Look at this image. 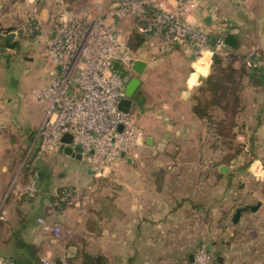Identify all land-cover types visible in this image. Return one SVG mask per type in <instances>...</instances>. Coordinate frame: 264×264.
<instances>
[{
    "label": "crops",
    "instance_id": "0c3cea01",
    "mask_svg": "<svg viewBox=\"0 0 264 264\" xmlns=\"http://www.w3.org/2000/svg\"><path fill=\"white\" fill-rule=\"evenodd\" d=\"M31 2L27 0H0V23H4L2 21L4 18L10 22L11 18L15 20L25 18L24 4L33 5ZM37 3L41 14L45 9L48 11L47 18L50 21H47L48 25L45 30L47 37L56 25V20H60L61 15L68 7V1L39 0ZM166 3L172 6L174 0H166ZM53 4L56 10L58 9L57 13L51 10ZM197 7L199 9H195L190 16L194 23L213 31V33L214 29L227 23L230 26L226 35L233 33L237 39L236 46L228 45L231 50L247 52L257 47L264 57V0H198ZM55 16H57L56 20ZM122 23L126 29L129 27L130 33L128 35L123 34L128 40L135 31L132 20L128 19ZM12 26V24L6 25V29L4 26H0V43L4 41L8 45L6 35ZM11 31L15 33L14 30ZM16 37L15 35L14 39ZM137 50L140 52V59L146 61L147 64L141 73L133 70V64L130 71L132 74L139 75L141 84L146 80V77L154 72L150 71L153 65L158 66L160 61H173L170 58L177 54L180 56L187 55L189 59L187 71L180 79L182 84L181 101L184 105L181 109V133L183 130L190 129L191 122L188 120L193 121V123L201 122V119L192 110V95L195 91L194 87L202 83L201 78L207 76L212 55L210 57V54L205 52L207 58L205 60V74L197 72L196 78L192 80V75L196 72L194 68L197 65L193 44L184 41L171 47H165L159 44L158 39L147 37ZM48 61L50 63V60ZM50 64L47 68L45 85L50 80ZM245 84L243 91L245 104L248 106L247 96L251 94L255 107V109L252 108L255 119L254 128L262 130L264 137V118L260 115L261 112H264L260 111L261 99L264 98V87L249 77L245 78ZM174 88L178 89L179 86H174ZM142 89L145 102L142 107L136 110L131 108V113L135 114L134 119L137 125L145 133L143 141L152 145L156 140L157 131L161 130V119L150 120L148 118L151 116V109L147 107L148 95L146 90L144 87ZM248 91H251L249 95ZM10 100H12L11 97H8L7 101L10 102ZM45 107L44 102L41 108L42 121L34 129V132L32 130L34 127L30 123L33 122L31 117H27L28 115L25 113L22 127L18 125L13 115L16 108L0 102V114L2 117L4 116L2 118L4 121H2L3 129L0 135V203L5 199L6 205L11 211L10 218L1 221L0 224L6 227L8 220L13 222L14 219H16L14 222L17 223V229H14L12 235L16 236L15 244L10 248L14 254L7 255L6 251H1L2 256H7L18 264H39L38 249L41 248L45 250V255L51 256L57 261H60L61 257H66L70 261L69 264H166V260L160 258L158 262L154 260V252L159 249L157 243L166 242L167 244L161 248V253L165 252V259H168L167 264L173 262L169 260L171 256L175 259V264H179L180 261L182 264H193L190 254L201 246H205L213 252L214 258L211 264H264V231L258 229L261 227L259 224H261L262 219L248 217L245 214L247 212H245L239 223H233L231 220L233 212H231L230 222L223 226L209 225L203 229L200 222L196 223V219L200 220L202 217L201 194L196 193L195 188L190 189L192 186L189 187V190H192L193 195L190 196L188 191L189 196L183 195L181 198L182 196L176 193H170L166 185L148 186L145 184L138 186V178H135L132 179V185L119 186L113 194L98 197L96 207L90 203L86 207H82L79 200L64 209L58 210L54 206L51 195L55 182L52 175L45 168L42 169L37 156L28 157V152L35 141L39 147V132L44 120ZM159 111L163 113L164 109ZM184 111L187 116H185ZM169 114H166L164 119L170 127L174 123L170 122ZM6 115L7 117H5ZM16 146H23L29 150L26 151L25 155L23 149L17 153V149L14 148ZM138 149L140 150L142 147ZM74 150L79 153L78 146H74ZM136 151L135 149L133 155L129 154L133 159L137 154ZM63 153L69 158L67 159L69 164L71 158H74L84 164L85 173L88 176L94 174L89 163L82 157L69 155L64 151ZM122 162L133 163L121 157L112 167ZM28 165L31 166L29 171L26 169ZM41 170L43 171L42 175L40 174ZM150 173V177L154 178L153 175H157L158 172ZM32 181H35L39 188L37 195H31L27 191V186ZM55 187L60 195L64 193L63 185L60 184ZM180 189L182 188L178 187V191ZM89 197L91 200L94 199L91 194ZM139 198L141 202L137 200ZM258 200L261 202L260 206L263 207L264 201L260 197ZM247 204L252 203H244V205ZM204 207L206 206L204 205ZM33 212H37L40 216L42 231H34V229V232L32 231ZM56 224H62V237L59 242L52 245L50 239L53 226ZM171 226H181V231H179L181 233L175 240L173 239L175 244L177 241L179 243L174 246L170 245L171 233L175 230L173 227L170 228ZM165 227L166 229H164ZM28 230L29 232H27ZM163 232H167L166 239H162V236L164 237ZM24 234L29 239H22ZM43 243L49 248L43 247Z\"/></svg>",
    "mask_w": 264,
    "mask_h": 264
},
{
    "label": "rangeland",
    "instance_id": "374dc122",
    "mask_svg": "<svg viewBox=\"0 0 264 264\" xmlns=\"http://www.w3.org/2000/svg\"><path fill=\"white\" fill-rule=\"evenodd\" d=\"M38 1H32L31 4L33 5L24 4L25 18L16 20L11 18V22L4 18L2 19L4 23H0V26H4L5 29L6 25L12 24L11 28H14L13 30L17 36V45L13 47L6 45L4 41L0 43V102L16 108L13 115L20 126L24 123L25 113L28 115L27 117H31L33 122L30 123L34 127L32 128L34 132V129L42 121L41 108L44 103L37 98V92L46 86L47 68L51 63L42 53L46 37L45 30L50 19L47 18L48 11L46 9L41 14ZM89 2V0H71L65 10L72 9L78 12ZM57 8L60 7L57 6ZM51 10L57 13L58 9L56 10L53 4ZM56 18L57 16H55V20ZM35 22L40 23V27L37 30H35L36 27L31 30L30 23L36 24ZM128 28L126 29V26L122 23L124 35L130 33ZM221 50L226 54L230 53L231 56L245 53L241 50H231L228 47L221 48ZM247 52L263 55L257 47ZM179 56L178 54L172 56L170 59L173 61L165 60L160 61L161 63L158 66L153 65L150 71L154 72L146 77L142 84L148 95L147 107L151 109V116H148V118L150 120L161 119V130L157 131L154 144L149 145L143 141L142 146L136 147L137 154L132 164L122 162L115 167L111 165L102 176L94 174L88 176L85 173L86 167L84 164L74 158H71L69 164L67 160L69 158L64 155L62 149L39 153L36 141L29 152L27 151L29 148L14 147L17 149V153L20 149H23L24 155L28 152V157L37 156L42 169L45 168L52 175L55 182L51 195L54 206L58 210L64 209L79 200L82 207H86L89 203L96 207L98 197L113 194L119 186L132 185V179L135 178H138V186L145 184L148 186L166 185L170 193H176L182 196L181 198H183V195H188V191L190 192L189 195L192 196V190L195 188V192L201 194L203 204L202 217L200 220L196 219V223L200 222L203 229L209 225L223 226L225 223L230 222L231 212H234L238 206L244 205L246 202L255 204L259 201V197L264 201V172L261 171V173L256 170V172H253V161L259 160L264 168V137L262 130L254 128L255 119L253 118L252 108L255 109V107L253 106L254 102L251 94L247 96L248 106L245 104V98H243V108L236 115L237 125L235 126L233 141L230 136L228 138L216 136L213 130L209 129L205 120L199 116L201 122L196 121L193 123V121L188 120V122H191L190 129L183 130L181 133V109L184 105L181 101L180 90L182 84L180 79L187 71L189 59L187 55H181V59ZM211 62L212 58L210 65ZM177 85L179 88L175 89L174 86ZM196 87H194V90ZM249 93L251 91H248V95ZM8 97L12 99L10 102L7 101ZM261 101V108H263L264 98ZM161 109H164L163 113L159 111ZM166 114L170 115V122L174 123L173 126H168V122L164 119ZM184 114L187 116L185 111ZM260 115L264 118V112H261ZM2 118L4 116L2 117L0 114L1 121H3ZM166 133H168L167 136ZM252 134L254 135V143L252 142ZM139 147H142V149L139 150ZM221 165L228 167L227 173L220 170ZM153 171L158 172L157 175H153L154 178L150 177V172ZM60 184L64 188L62 195L58 193L55 187ZM178 187L182 189L178 191ZM189 187L192 190H189ZM38 192L34 195H37ZM90 194L94 197L93 200L89 197ZM137 200L141 202L140 198ZM10 213L11 211L7 206V218H10ZM245 214L248 217L262 219L261 224H259L261 227L258 229L264 231V206H259L257 210ZM32 217V231L33 229L34 231H42L39 214L33 212ZM15 220L13 222L8 220V225H6L8 228L0 224L1 255H3L1 251H6L7 255L14 254L10 248L13 247L16 239V236H12L14 229H17ZM54 227L51 236L55 235ZM173 228L175 230L171 233L170 245L174 246L179 243L177 241L175 244L173 239L175 240L181 233L179 232L181 226ZM29 230L31 231V228ZM26 234L22 235V239L27 240ZM166 234L167 232H163L164 237L162 236V239H166ZM50 242L52 245L55 244L51 239ZM166 244V242L157 243L159 249L154 252L155 262H158L160 258L166 260L165 263L167 264L168 259H165V252L161 253L162 246ZM42 246L46 247L48 245L43 243ZM44 255L45 250L38 249L39 264H41V257ZM169 260L175 261L172 256ZM69 262L66 258V264H69Z\"/></svg>",
    "mask_w": 264,
    "mask_h": 264
},
{
    "label": "built area",
    "instance_id": "2783aa9c",
    "mask_svg": "<svg viewBox=\"0 0 264 264\" xmlns=\"http://www.w3.org/2000/svg\"><path fill=\"white\" fill-rule=\"evenodd\" d=\"M89 1L78 12L65 10L59 24L44 41L42 53L50 60L51 67L49 83L37 92V98L46 104L39 132V153L62 149L65 145L62 136L71 132L73 146L79 147L81 157L89 163L94 175L102 176L121 159L123 151L132 154L145 136L132 113L119 108L120 100L126 96V82L121 72L130 70L141 58L140 52L124 37L122 22L131 19L135 31L158 39L165 47L191 37L196 61L201 59L204 50L213 55L215 50L227 45L223 36L216 37L215 45H211L210 36L229 30L230 25H220L213 33L194 23L190 16L198 0H174L172 6L166 0ZM35 23H30L31 30L40 27V23ZM115 62L120 63L118 69L114 68ZM194 70L197 72L198 68L195 66ZM2 129L0 120V135ZM255 170L264 172L259 160L253 161ZM38 189L35 181L27 186L31 195ZM6 218L7 205L3 199L0 222ZM54 231L51 241L57 243L62 237L61 224H56ZM60 261L66 264L65 257ZM211 262V253L205 246L196 250L193 264ZM0 264L18 263L0 255ZM41 264H58V261L44 255Z\"/></svg>",
    "mask_w": 264,
    "mask_h": 264
},
{
    "label": "trees",
    "instance_id": "16d2710c",
    "mask_svg": "<svg viewBox=\"0 0 264 264\" xmlns=\"http://www.w3.org/2000/svg\"><path fill=\"white\" fill-rule=\"evenodd\" d=\"M71 2V0H67ZM56 21V26L59 24ZM216 33L218 36H226V32ZM210 36L211 45H215ZM147 37L134 31L128 38L129 45L137 50ZM185 42L192 44V38L187 36ZM228 47L226 45L224 48ZM229 48V47H228ZM223 50H215L212 62L205 80L197 85L192 95L193 112L205 120L210 130L216 136L235 138L236 115L243 108V90L246 86L245 78H253L264 87V57L263 55L245 52L231 56L230 53H222ZM261 111H264V106ZM254 143V135L252 134ZM27 171L31 166H27Z\"/></svg>",
    "mask_w": 264,
    "mask_h": 264
},
{
    "label": "water",
    "instance_id": "95a60500",
    "mask_svg": "<svg viewBox=\"0 0 264 264\" xmlns=\"http://www.w3.org/2000/svg\"><path fill=\"white\" fill-rule=\"evenodd\" d=\"M199 9V7H196V10ZM10 31L7 33L6 35V43L10 46H15L17 44V40L14 39L15 37V33L11 30H13V28H10L9 29ZM217 35L214 34L212 36V41H215ZM12 40V42H11ZM225 42L230 45V46H236L237 45V39H236V36L233 34V33H229L225 36ZM147 62L144 61V60H141V59H138L136 60L133 65H132V68L133 70H135L137 73H141L143 71V69L145 68ZM120 66V63L119 62H115L114 64V68L118 69ZM56 68H59V66L57 65ZM121 75L124 76V72H121ZM206 76H203L201 78V82H203L205 80ZM139 82V79L138 78H135L133 80V82L128 86L126 85L125 87V92H126V96L123 97L120 102H119V108L121 110H123L124 112L126 113H131V108H132V103H133V99L134 97L136 96H133V87L135 84H137ZM168 135V133H166V136ZM73 133L71 132H67L65 133L61 140L65 143L64 147H63V151L66 153V154H69V155H73V156H77V157H81V154L80 153H76V151L74 150V146H73ZM121 157L122 158H126L127 161L129 162H134V159L131 155L127 154V152L123 151L121 153ZM220 170L223 171V172H226L228 170V167L226 165H221L220 166ZM40 174L42 175L43 174V171L41 170L40 171ZM261 205V202L258 201L257 203L253 204V205H242V206H239L235 213L233 214V217H232V220L234 223H237L241 214H242V211L247 209L248 206H250L252 208V210H256L259 206ZM191 261H193V257H191ZM58 264H61V261H58ZM170 264H175L174 262H171ZM179 264H182V262L180 261Z\"/></svg>",
    "mask_w": 264,
    "mask_h": 264
},
{
    "label": "flooded vegetation",
    "instance_id": "af4514ba",
    "mask_svg": "<svg viewBox=\"0 0 264 264\" xmlns=\"http://www.w3.org/2000/svg\"><path fill=\"white\" fill-rule=\"evenodd\" d=\"M17 45V44H16ZM122 72H124V80L126 82V85H130L133 80L135 78H138L139 79V82L137 84L134 85V89H133V96H136L134 97L133 99V103H132V109L133 110H136L137 108H140L143 106L144 102H145V96H144V93H143V89H142V84H141V80L139 78V75L138 74H132L130 70H126V69H123ZM132 116L134 117L135 114L132 113ZM247 205H253V204H247ZM242 206V205H241ZM239 207V206H238ZM237 207V208H238ZM236 208V209H237ZM259 208V207H258ZM235 209V211H236ZM257 210V209H256ZM235 211L233 212V214L235 213ZM249 211H255V210H252V208L250 206L247 207V209L243 210L242 211V214L238 220L237 223H239V221L241 220V217L242 215L245 213V212H249ZM233 217V216H232ZM232 220V219H231ZM233 222V220H232ZM234 223V222H233ZM206 248V247H205ZM210 253H211V259L213 260L214 258V254L213 252H211V250H209L208 248H206ZM196 252V251H195ZM195 252L191 253L190 254V259L191 257L194 258L195 256Z\"/></svg>",
    "mask_w": 264,
    "mask_h": 264
},
{
    "label": "bare ground",
    "instance_id": "6f19581e",
    "mask_svg": "<svg viewBox=\"0 0 264 264\" xmlns=\"http://www.w3.org/2000/svg\"><path fill=\"white\" fill-rule=\"evenodd\" d=\"M205 52H208L211 56V52L209 50H204L203 51V56L201 57V59L199 61H196V67L198 68V71H201L202 73L205 74V60H207L206 56H205ZM197 72H194L193 75H192V80H194L197 76Z\"/></svg>",
    "mask_w": 264,
    "mask_h": 264
}]
</instances>
